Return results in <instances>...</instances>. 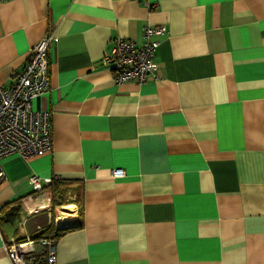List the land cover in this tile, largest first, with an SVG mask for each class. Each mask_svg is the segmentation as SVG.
I'll use <instances>...</instances> for the list:
<instances>
[{
    "label": "crops",
    "instance_id": "1",
    "mask_svg": "<svg viewBox=\"0 0 264 264\" xmlns=\"http://www.w3.org/2000/svg\"><path fill=\"white\" fill-rule=\"evenodd\" d=\"M147 2L0 0V86L53 35L31 104L49 113L51 151L1 163L0 264L11 238L48 228L54 179L78 200L55 229L81 220L57 264H264V0ZM160 25L154 76L116 84L112 40Z\"/></svg>",
    "mask_w": 264,
    "mask_h": 264
},
{
    "label": "built area",
    "instance_id": "2",
    "mask_svg": "<svg viewBox=\"0 0 264 264\" xmlns=\"http://www.w3.org/2000/svg\"><path fill=\"white\" fill-rule=\"evenodd\" d=\"M136 1L148 5L147 0ZM166 30L164 25L144 27L141 43L123 38L112 40L110 49L102 57V63L111 72L116 84L132 82L142 85L154 76L159 47L155 37L165 34ZM52 41L53 35L46 34L34 44L22 69L12 74L10 84L0 86V183L4 179L1 168L3 159L11 155L28 158L51 151L49 113L36 111L31 104L33 99L48 91V50ZM124 175L123 169L110 172L112 178ZM39 180L36 175L29 178L35 187H38ZM37 209L39 211L40 208ZM34 244L28 235L23 241L11 238L6 246L11 264H28L27 257L35 254ZM39 245L46 248V264H57L55 243L42 238Z\"/></svg>",
    "mask_w": 264,
    "mask_h": 264
},
{
    "label": "trees",
    "instance_id": "3",
    "mask_svg": "<svg viewBox=\"0 0 264 264\" xmlns=\"http://www.w3.org/2000/svg\"><path fill=\"white\" fill-rule=\"evenodd\" d=\"M65 183L60 181L59 179H54L45 189L49 192V198H50V204L51 207L54 208V206H56L57 204V198L58 196H60L62 194L63 189L65 188ZM43 189V188H42ZM42 189L37 190L35 192H40L42 191ZM14 202H17L16 200ZM13 201L8 203L4 208H2L3 210V214L9 211V207L10 204L14 203ZM54 217H52V221L49 224L48 228L43 231L40 232L36 235H34L31 239L35 242V244L39 245V240L42 238H48L51 241H53L54 243H56V241L65 233L74 231L76 229H79L81 227V220L79 219L78 223L76 224H72L70 226L67 227H63L60 229H55V225H54ZM40 248H38L37 250H35V254L38 255V253L40 251H42V253L39 255L40 259H36V263L35 264H45L46 263V248L44 250H41L42 247L41 245H39Z\"/></svg>",
    "mask_w": 264,
    "mask_h": 264
},
{
    "label": "rangeland",
    "instance_id": "4",
    "mask_svg": "<svg viewBox=\"0 0 264 264\" xmlns=\"http://www.w3.org/2000/svg\"><path fill=\"white\" fill-rule=\"evenodd\" d=\"M66 191H68V190L66 189ZM63 193L60 196H58V198H57V203H56L57 207L56 208H52L51 207V212H52V215L54 216V218L56 216H60V217L64 218L65 221H68V220L70 221L71 218H72V214L74 213L75 207H78L77 195H75L76 198H74L73 200H70L69 199V198H71L70 196L73 197L74 194L71 193V194H69V197H68L66 192H63ZM39 211H40V209H39ZM47 213H40L39 215L36 216V218L46 220L47 219ZM54 222L56 223L55 219H54ZM55 223H54V225H55ZM25 237H26V235H25ZM34 245H36V244H34ZM34 248H35V246H34ZM35 249L37 250V248H35ZM44 249L45 248H41V250H44ZM41 253H42V251H40L38 253V255L33 254V255L28 256L27 257L28 264H35L36 263V259H40L39 255Z\"/></svg>",
    "mask_w": 264,
    "mask_h": 264
},
{
    "label": "bare ground",
    "instance_id": "5",
    "mask_svg": "<svg viewBox=\"0 0 264 264\" xmlns=\"http://www.w3.org/2000/svg\"><path fill=\"white\" fill-rule=\"evenodd\" d=\"M38 208H40V209H44V208H46V206H44V205L42 204V205H39ZM60 220L62 221V220H65V219L61 218Z\"/></svg>",
    "mask_w": 264,
    "mask_h": 264
},
{
    "label": "water",
    "instance_id": "6",
    "mask_svg": "<svg viewBox=\"0 0 264 264\" xmlns=\"http://www.w3.org/2000/svg\"><path fill=\"white\" fill-rule=\"evenodd\" d=\"M69 226H70V225H69ZM63 227H67V226H66V225H64V226H59L58 229L63 228Z\"/></svg>",
    "mask_w": 264,
    "mask_h": 264
}]
</instances>
